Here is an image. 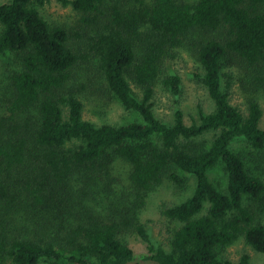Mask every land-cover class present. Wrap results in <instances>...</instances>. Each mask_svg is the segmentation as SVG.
I'll return each mask as SVG.
<instances>
[{"label": "trees", "instance_id": "obj_1", "mask_svg": "<svg viewBox=\"0 0 264 264\" xmlns=\"http://www.w3.org/2000/svg\"><path fill=\"white\" fill-rule=\"evenodd\" d=\"M48 1L0 4V54L22 60L0 109V264H236L225 252L240 239L264 254V110L254 97L245 109L233 103L235 72L225 70L238 66L264 87V0H58L90 29L80 37L89 53L42 16ZM188 47L213 107L165 122L152 101L159 85L181 94L169 64ZM80 59L140 122L85 119L70 86ZM241 139L252 158L235 151ZM119 160L129 190L111 183ZM165 176L195 187L162 205L173 228L158 245L142 213ZM130 234L147 244L140 261Z\"/></svg>", "mask_w": 264, "mask_h": 264}, {"label": "rangeland", "instance_id": "obj_2", "mask_svg": "<svg viewBox=\"0 0 264 264\" xmlns=\"http://www.w3.org/2000/svg\"><path fill=\"white\" fill-rule=\"evenodd\" d=\"M7 1L9 0H0V4ZM39 10L50 24L66 27L70 33L71 43L73 45L77 44L82 52L89 53V49L85 45L80 44L84 40L82 38L80 39V37L81 33L85 35L91 31L81 24L80 15L72 6H64L58 0H49ZM21 63V58L15 53L0 54V109L12 93L10 76L14 71L21 69ZM169 68L170 71L181 77L182 92L179 95H173L164 86H157L156 94L152 102L154 112L159 119L171 123L175 111L182 110L186 122L191 123V118L198 116L200 105L206 111L212 109L213 104L207 91L195 77L197 73L201 72V68L190 47L179 51V57L169 64ZM225 70L235 72L236 81L233 86V103L245 109L248 99L254 97L261 103L264 110V87L261 85V82L255 80V75H249L247 77L243 69L234 65L228 66ZM96 72L93 63L92 65H88L82 59H80V64L73 70V78L70 86L75 91H80L79 93L85 104V119L97 125L103 123L122 125L131 122H140L142 120L140 115L127 110L118 102L114 95L103 91L100 92L104 88L99 85V80L96 81ZM89 79L92 80V84L89 83ZM84 86H86L85 92L82 91ZM135 91L138 92V89L135 88ZM262 127L264 128V118ZM234 149L241 156L252 158V152L245 140H237L234 144ZM129 167V164L123 160H119L116 163L111 183H115L116 187L120 190H129L131 187L128 178ZM167 178L165 176L161 185L149 194L146 207L142 213L143 222L147 224L152 239L158 245L168 244L170 231L173 228V225L161 214L162 205H173L174 203L185 200L192 194L195 187V181L192 177H190L189 184L186 187L178 186L176 183L168 181ZM128 241L134 250L136 261H140L141 255L148 252L147 244L135 234H130ZM243 252H247L251 256L253 264H264V254L257 252L241 239L226 249L225 256L237 264Z\"/></svg>", "mask_w": 264, "mask_h": 264}]
</instances>
